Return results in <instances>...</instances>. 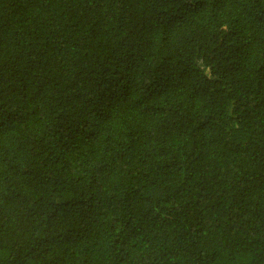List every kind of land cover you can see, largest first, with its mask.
<instances>
[{
  "label": "trees",
  "instance_id": "16d2710c",
  "mask_svg": "<svg viewBox=\"0 0 264 264\" xmlns=\"http://www.w3.org/2000/svg\"><path fill=\"white\" fill-rule=\"evenodd\" d=\"M0 264H264V0H0Z\"/></svg>",
  "mask_w": 264,
  "mask_h": 264
}]
</instances>
